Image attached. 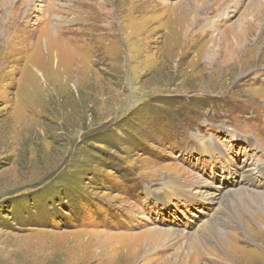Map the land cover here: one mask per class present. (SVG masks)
Listing matches in <instances>:
<instances>
[{
	"label": "rangeland",
	"instance_id": "obj_1",
	"mask_svg": "<svg viewBox=\"0 0 264 264\" xmlns=\"http://www.w3.org/2000/svg\"><path fill=\"white\" fill-rule=\"evenodd\" d=\"M0 264H264V0H0Z\"/></svg>",
	"mask_w": 264,
	"mask_h": 264
},
{
	"label": "bare ground",
	"instance_id": "obj_2",
	"mask_svg": "<svg viewBox=\"0 0 264 264\" xmlns=\"http://www.w3.org/2000/svg\"><path fill=\"white\" fill-rule=\"evenodd\" d=\"M239 28H240V26H239ZM9 29V28H8ZM229 29V28H228ZM228 29L227 30H225V32H223L221 35H223L222 37H226L228 34ZM241 31H242V29H239V31H237V34L238 33H241ZM2 33H4V32H2ZM1 33V34H2ZM233 34H234V31H233ZM244 34V33H243ZM232 39H233V44H235V45H239V40H237L235 37H233L232 36ZM235 39V40H234ZM232 44V43H231ZM232 46V45H231ZM234 46V45H233ZM237 49V48H236ZM235 51V50H234ZM231 52H233V48H231V47H229L228 49H227V55H229ZM210 53V52H209ZM239 53V52H238ZM240 54V53H239ZM207 55H209V54H207ZM210 55H212V56H214V53H210ZM234 56V55H233ZM235 57V56H234ZM233 58V57H232ZM230 60V59H229ZM211 62V61H210ZM223 62H224V59H223ZM222 63V62H221ZM225 63V62H224ZM217 65V64H216ZM224 65V64H223ZM226 66V65H225ZM174 260V259H173Z\"/></svg>",
	"mask_w": 264,
	"mask_h": 264
}]
</instances>
